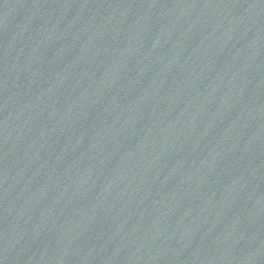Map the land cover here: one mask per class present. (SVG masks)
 I'll return each instance as SVG.
<instances>
[{
	"label": "water",
	"instance_id": "95a60500",
	"mask_svg": "<svg viewBox=\"0 0 264 264\" xmlns=\"http://www.w3.org/2000/svg\"><path fill=\"white\" fill-rule=\"evenodd\" d=\"M0 264H264V0H0Z\"/></svg>",
	"mask_w": 264,
	"mask_h": 264
}]
</instances>
